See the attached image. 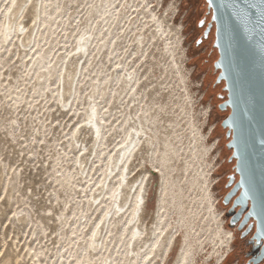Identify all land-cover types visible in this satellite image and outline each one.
<instances>
[{"label":"rangeland","instance_id":"rangeland-1","mask_svg":"<svg viewBox=\"0 0 264 264\" xmlns=\"http://www.w3.org/2000/svg\"><path fill=\"white\" fill-rule=\"evenodd\" d=\"M12 1L0 0V264H126L127 221H118L109 233L106 226L107 251L91 245L110 206L97 209L101 200L94 203L93 194L133 123L142 141L129 162L131 180L146 187L142 238L148 242L166 229L163 238L173 229L152 264H242L231 256L235 233L221 203V180L232 164L226 163L231 152L218 124L227 111L215 113L214 103L225 91L221 84L215 94H206L216 73L212 82L203 81L210 66L196 70L189 50L186 25L196 8L204 13L205 0H44L32 51L33 44L24 51L21 27L37 34L42 0H19L12 16L19 38L13 33L6 42L4 22L7 26L18 3L10 9ZM97 11L106 47L88 63L69 111L57 98L58 72ZM86 56L71 64L79 62L80 71ZM218 57L216 52L210 58L212 66ZM119 64L137 76L136 91L126 100L118 98ZM96 82L104 97L99 109L108 107L111 117L100 156L87 153L83 173L81 143L88 149L95 143L83 126ZM117 174L118 169L111 179Z\"/></svg>","mask_w":264,"mask_h":264},{"label":"water","instance_id":"water-1","mask_svg":"<svg viewBox=\"0 0 264 264\" xmlns=\"http://www.w3.org/2000/svg\"><path fill=\"white\" fill-rule=\"evenodd\" d=\"M206 4L212 19L205 36L214 24V48L219 56L214 63L220 72L216 84L224 83L227 92L219 109L230 110L221 126L230 139L226 145L232 151L229 161H236L239 176L234 186L235 176L229 177L227 188H233L224 205L236 197L230 212L239 210L231 226L243 215L240 230L253 220L249 226V230L256 226L252 239L256 245L263 243L260 256L253 260L258 264L264 259V0H206Z\"/></svg>","mask_w":264,"mask_h":264},{"label":"bare ground","instance_id":"bare-ground-1","mask_svg":"<svg viewBox=\"0 0 264 264\" xmlns=\"http://www.w3.org/2000/svg\"><path fill=\"white\" fill-rule=\"evenodd\" d=\"M14 0L11 3L10 9L13 7ZM36 7H38V4H36ZM19 0L16 4V7L10 14L9 23L6 26V20L4 22V38L5 41L8 42L13 33H15L14 38L18 37V26L14 28L13 22H12V16H16L19 12ZM44 11V0H42V5L40 9L39 14V29L37 34L34 36V28L28 29L26 31V26H22L23 28L21 34L23 36L22 46L24 48V51H28L31 45L33 44L32 48L29 51H32L36 46V41L40 35V26L42 22V15ZM99 11H97L96 14L91 17L87 23L83 31L81 32L80 36L76 40L75 48L72 51V53L69 56V61L67 64L64 62L62 68L58 72V90H57V98L61 105L65 108L68 105H70V110L73 108V102L76 101V98L78 96V92L80 90V86L82 83V76H84V73L86 72V68L88 66V63L91 61L94 53H95V60L98 56L101 55L103 49L105 46V41L103 39L99 38V36L102 33V30H100L99 26ZM37 18V15H35ZM92 23V24H91ZM21 25V24H20ZM36 26V25H35ZM26 32V33H25ZM112 42V41H111ZM77 50V52H75ZM79 53V54H77ZM87 55L84 63L81 65V69L79 70L80 63L75 62L71 64V60L78 58V61L81 58H84V56ZM76 64L75 68L73 66ZM122 64H119L118 67L121 69V71L115 72L116 76L118 77L119 81L121 82V91L119 94V99L122 100L129 99L133 97L136 86H137V76L135 74V71H128L126 68H122ZM118 68V69H119ZM44 77V76H42ZM108 84H106L104 91L107 89ZM113 92V91H112ZM92 95H90V103L88 104V109L86 111V118H85V124L83 127L89 129L92 134V141L95 143H92L91 148L88 149V145L84 143H81L80 151L79 153H82L84 150H86V153L84 156H82L78 161L80 164V168L83 170V173L86 172V169L88 167V160L86 161V155L87 153H90L89 157L92 156V154H95V159H98L102 150L104 138H105V126L110 120L111 117V111H109V114H107V108H104L106 110H100L99 104L101 100H103V91L101 89V86L97 84V82L92 87ZM99 97V99H97ZM73 98V101L70 102V99ZM133 102V101H132ZM69 107V106H68ZM142 131V129H141ZM141 132L138 128L135 127L134 123L130 125L129 131L127 132L128 141H125L121 144L119 151L117 153V156L114 160L110 163H108L106 173L102 179L101 187H99L93 194V202H97L101 200L100 204L97 206V209H100L106 205L107 202H109V213H113L110 220H108L109 215L107 214L109 209L105 210V213L103 215V218L101 221L102 227L99 229L95 237L91 235V245L94 247L95 251H98L99 253H103L104 251H107L109 249V244L107 241H105L106 237L102 239V234L106 226L108 225V233L110 232L113 225H116V223L127 221V228L130 227V237L128 240V243L126 245V264H152L153 260L157 256V252L160 251L165 241L169 240L170 235H172L173 229L170 231H167L166 235L162 238V235L164 231L160 233L159 236H155V238L152 240H148V242L145 241L142 237L144 236V233L141 229V223H142V216L144 212V206L146 203V187L143 186V182L139 185L136 181L131 180V172H130V166L133 165L132 161L138 156L139 152V146L142 141L141 138ZM144 133V131H143ZM145 136L148 135L146 132L144 134ZM94 136L96 138H94ZM100 141L97 149L94 152V148L96 147V141ZM75 141L77 144H79L81 141L76 137ZM133 157V159H132ZM121 158V160H120ZM131 164H129L130 160ZM119 160L121 161L119 163ZM110 165V166H109ZM118 169V174L111 179L113 174ZM127 178L129 179L127 182ZM111 179V180H110ZM162 179V185L161 189L163 188V193L165 191L164 183V175L161 176ZM110 180L108 185H105V181ZM136 182V183H134ZM134 183V184H133ZM137 186L136 191L132 197L131 204L129 205L128 209L127 206L129 204V199L132 191ZM97 192L99 194L97 195ZM145 192V194L143 193ZM114 204V208H112ZM127 209V210H126ZM123 213V214H121ZM107 214V215H106ZM120 214V215H119ZM131 223H134L132 225ZM129 224H131L129 226ZM179 236V235H178ZM172 238L176 239V235L172 236ZM162 239V241H161ZM171 239V238H170ZM134 243V246L132 249L130 248L131 243ZM138 244H142L141 246ZM159 244L158 248L157 245ZM100 245L102 246L101 248ZM147 248V249H146ZM180 248L182 249V241H180ZM131 251L132 257H129V252ZM156 254V255H155ZM153 255H155L153 257ZM182 264V261H181Z\"/></svg>","mask_w":264,"mask_h":264},{"label":"flooded vegetation","instance_id":"flooded-vegetation-1","mask_svg":"<svg viewBox=\"0 0 264 264\" xmlns=\"http://www.w3.org/2000/svg\"><path fill=\"white\" fill-rule=\"evenodd\" d=\"M205 3H206V0H205ZM204 7L207 8L204 10V13H202L204 8H196L195 9L194 13L192 15H190V19L187 22L186 26L188 28V38L190 39L189 50H190L191 54H193L192 61H193V63H195V68L198 71H203V70H206L209 66H210V68L213 67L211 69L209 68L207 75H203V77H204L203 81H205V79H208V80H211V82H212V75L214 73H216V76L218 77L220 72L215 71L214 64H213V66L210 64V58L216 52L218 53V51H217V49L214 48V41H215V25L214 24L210 28V32L208 34V37L206 38V36H205V32L211 23L212 12H210L208 10L207 4L204 5ZM210 39L212 40L211 45H210V41H211ZM221 84H223L222 85V90H223L225 87V84L224 83H221ZM221 84H216V81H215V83L212 82L210 87L207 88L206 94L207 95L215 94V91H216L218 85H221ZM224 93H225V98L222 100H220V99L216 100V102L214 103V112L215 113L220 111L219 106L227 100V92H224ZM222 97H220V98H222ZM224 112H226V111H224ZM227 112H228V110H227ZM227 112L224 113V114H227V116L218 122L220 127H222L221 125H222L223 120H225L230 115V112H228V113ZM222 130L224 131V134H225L224 138H225V140H227V143H228L230 141V139H227V130H225L223 128H222ZM227 143H226V145H227ZM230 152H231V155L227 159L226 163L232 164L231 172L229 174L224 175V177L221 180L220 187H221V192H222L221 203H222L223 208L225 209V215L227 218V222H228L230 228H232L234 230V233H235V241L233 243V246H234L233 251L234 252L231 256L235 255V257L239 258V260L242 262V264H254L253 260H255L256 258H258L260 256V252H261V248H262L263 243L261 245H256V241H254L252 239L253 235L255 233V230H256V226L254 225L251 230H249V226H250V224L253 223V220H251L248 224H246L240 230L239 227H240V223L243 220V217H244V215H243V217L237 222V224L235 226H231V224H230L231 219L239 210V208H236L233 212H230L236 197L232 198L230 203L227 206L224 205L225 198L230 193L233 186L239 181V176L236 174V171L234 169L235 165H236V161L235 160H233L232 162L229 161V159L232 156V151H230ZM233 175L235 176V183L233 184L232 187L227 188V185L229 183V177H231ZM244 234H246V235L244 236ZM258 264H264V259L261 263H258Z\"/></svg>","mask_w":264,"mask_h":264}]
</instances>
